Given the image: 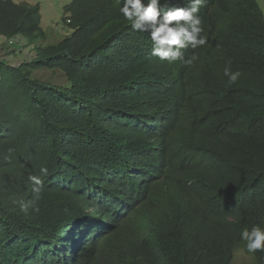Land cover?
I'll use <instances>...</instances> for the list:
<instances>
[{"label":"trees","instance_id":"1","mask_svg":"<svg viewBox=\"0 0 264 264\" xmlns=\"http://www.w3.org/2000/svg\"><path fill=\"white\" fill-rule=\"evenodd\" d=\"M121 6L74 0L71 35L45 45L40 7L0 0V36L36 51L20 66L0 56V264H59L73 250L86 264H232L242 229H264L258 0H204L208 43L173 63L151 55L149 33L133 30ZM229 62L242 73L234 85L223 75ZM39 71H60L69 86ZM180 174L192 186L173 179ZM32 175L43 180L39 210L23 212ZM118 210L133 213L124 224L96 219ZM254 256L264 264V252Z\"/></svg>","mask_w":264,"mask_h":264},{"label":"clouds","instance_id":"2","mask_svg":"<svg viewBox=\"0 0 264 264\" xmlns=\"http://www.w3.org/2000/svg\"><path fill=\"white\" fill-rule=\"evenodd\" d=\"M117 2L122 3L119 12L126 21L130 22L133 30L149 33L152 41L151 55L158 57L161 61L173 63L183 60L184 53L182 49L188 47L196 49L208 43L207 36L202 34L204 29L201 27L202 20L198 15L204 0H188V6L186 7H165L160 3V0H117ZM261 12L264 14V5L261 6ZM194 59L196 57L193 55L191 59L184 62L191 64ZM223 75L227 77L228 85H234L242 73L239 70L233 71L229 62L223 69ZM40 172L43 175H47V168L41 167ZM173 179L177 180V183L184 188L193 184V180L186 181L182 174L174 176ZM29 180L35 186L33 188L35 197L32 201L21 203L20 207L23 212H27L30 207L34 211L39 210L35 205L36 201L40 199L43 180L41 176L36 175L30 176ZM151 204L154 207H159L158 204L153 202ZM104 209L106 207L102 208L101 215H103ZM93 210L89 209L86 211L85 214L88 218L94 213ZM132 213L118 210V212H114V216L108 219V222L103 221V217L99 215H96V219H100L104 225H108L111 221H116L117 224H124ZM115 232L116 230H110L103 234L106 252L108 245L115 242ZM240 238L244 241L248 253L264 252V229L261 227L253 226L251 229H242ZM70 255L73 259L61 261L59 264H86V261H82V255L79 251L73 250ZM103 257L96 254L93 258L100 263ZM92 264H95V261Z\"/></svg>","mask_w":264,"mask_h":264},{"label":"rangeland","instance_id":"3","mask_svg":"<svg viewBox=\"0 0 264 264\" xmlns=\"http://www.w3.org/2000/svg\"><path fill=\"white\" fill-rule=\"evenodd\" d=\"M74 0H14L15 3L27 2L38 5L42 15L41 26L47 34L45 45H57L68 36L72 30L65 24L67 17L65 7ZM259 8L264 5V0H259ZM36 51L27 39L22 37L7 39L0 36V56L14 66H20L24 61H31L35 58ZM35 76L44 82L57 86H69L67 78L60 71H39ZM232 264H257L254 254L246 251L245 245L235 252Z\"/></svg>","mask_w":264,"mask_h":264}]
</instances>
